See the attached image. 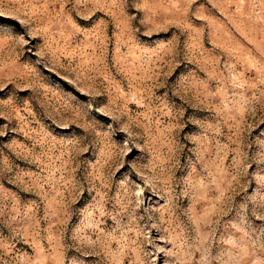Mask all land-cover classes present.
I'll list each match as a JSON object with an SVG mask.
<instances>
[{
    "label": "rangeland",
    "instance_id": "374dc122",
    "mask_svg": "<svg viewBox=\"0 0 264 264\" xmlns=\"http://www.w3.org/2000/svg\"><path fill=\"white\" fill-rule=\"evenodd\" d=\"M0 264H264V0H0Z\"/></svg>",
    "mask_w": 264,
    "mask_h": 264
}]
</instances>
